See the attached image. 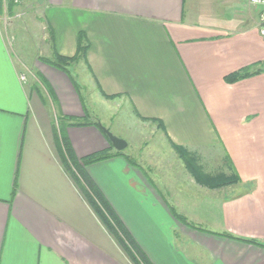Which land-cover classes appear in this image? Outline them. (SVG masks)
Listing matches in <instances>:
<instances>
[{
  "label": "crops",
  "instance_id": "0c3cea01",
  "mask_svg": "<svg viewBox=\"0 0 264 264\" xmlns=\"http://www.w3.org/2000/svg\"><path fill=\"white\" fill-rule=\"evenodd\" d=\"M261 11L248 0H22L6 11L0 0V264H133L62 158L66 145L77 160L117 151L79 83L43 61L73 57L81 33L89 49L71 75L85 66L102 100L129 107L177 154L137 161L124 150L86 167L137 244L154 264H264ZM33 28L44 48H14L10 34ZM174 145L239 181L200 184Z\"/></svg>",
  "mask_w": 264,
  "mask_h": 264
},
{
  "label": "trees",
  "instance_id": "16d2710c",
  "mask_svg": "<svg viewBox=\"0 0 264 264\" xmlns=\"http://www.w3.org/2000/svg\"><path fill=\"white\" fill-rule=\"evenodd\" d=\"M10 4V2H9ZM14 4V3H13ZM9 7V5H8ZM51 41H53V37L51 36ZM89 49V42L86 36L81 33L79 36V44L77 53L73 57L62 56L55 52L52 58H44L43 61L52 65L53 67L60 69L67 73L70 78H72L75 87L78 85L73 79L71 75V68L81 62L85 61L87 57V52ZM260 72V69L255 68H246L236 72L226 78L229 82H235L246 77H250L256 73ZM112 97V96H111ZM113 98V97H112ZM86 117V118H85ZM85 120H80L77 117H70L71 125L80 126L87 125L89 121L87 116H85ZM66 145V144H65ZM174 149L177 151L179 156L184 161L189 172L196 178V180L207 187L210 188H221L224 186H228L239 181V178L236 174L227 175L223 172L218 173H209L204 169L199 156L194 153H191L187 149L174 145ZM123 151H114L112 148L107 150H103L80 160H77L71 149L66 145L65 151L62 152V158L65 166L68 168L73 178L75 179L80 191L82 192L84 198L93 209L95 214L98 216L100 221L106 227L108 232L112 235V237L118 242L120 247L124 250V252L128 255L133 264H154L150 258L146 255V253L141 249V247L134 240L130 232L126 229L125 225L118 217L113 207L103 194V192L99 189V187L95 184L92 178L88 175L86 171V167L90 164L106 160L115 155H123ZM15 189H17V184L15 183ZM179 219L198 230L208 231L198 225H195L189 222L186 218L180 217ZM222 236L230 237L233 239H237L246 243L262 245L261 242L250 239L236 236L232 233L224 232L217 233Z\"/></svg>",
  "mask_w": 264,
  "mask_h": 264
},
{
  "label": "rangeland",
  "instance_id": "374dc122",
  "mask_svg": "<svg viewBox=\"0 0 264 264\" xmlns=\"http://www.w3.org/2000/svg\"><path fill=\"white\" fill-rule=\"evenodd\" d=\"M30 13L43 17L42 14L35 11H30ZM29 32L32 34L28 38L23 39L19 36L16 42H14L15 37L10 34L14 48H17V44L21 43L23 48H29L31 51H36L37 48L43 49V44L39 42V29L33 28V31ZM16 33L20 35L17 31ZM81 67L83 68L74 71L72 77L80 85L79 90L84 98L86 107L91 111L92 116L103 122L102 125L104 127L127 141L128 147L124 149L127 154L136 157L137 161H140L142 157L143 159L155 157L168 159L169 157L177 156L176 152L170 147L168 140L160 131L156 132L154 129L134 121L129 107L120 108L117 103H107L102 100L89 70L85 66Z\"/></svg>",
  "mask_w": 264,
  "mask_h": 264
},
{
  "label": "built area",
  "instance_id": "2783aa9c",
  "mask_svg": "<svg viewBox=\"0 0 264 264\" xmlns=\"http://www.w3.org/2000/svg\"><path fill=\"white\" fill-rule=\"evenodd\" d=\"M22 0H4L6 11L8 10L9 2H13L16 6L21 3ZM251 5L262 8L260 17V32L264 36V0H248ZM17 18L22 16L21 12L16 13Z\"/></svg>",
  "mask_w": 264,
  "mask_h": 264
},
{
  "label": "water",
  "instance_id": "95a60500",
  "mask_svg": "<svg viewBox=\"0 0 264 264\" xmlns=\"http://www.w3.org/2000/svg\"><path fill=\"white\" fill-rule=\"evenodd\" d=\"M101 129L103 130V132L107 135L111 146L117 150V151H123L124 149L127 148L128 143L127 141H125L124 139L118 137L116 134H114L113 132H111L110 129L104 127L101 125Z\"/></svg>",
  "mask_w": 264,
  "mask_h": 264
}]
</instances>
